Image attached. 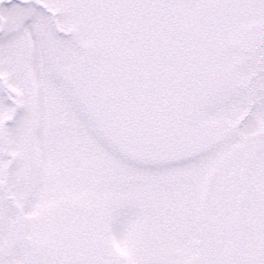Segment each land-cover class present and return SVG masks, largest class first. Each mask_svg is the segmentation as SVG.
<instances>
[{
    "label": "snow or ice",
    "instance_id": "obj_1",
    "mask_svg": "<svg viewBox=\"0 0 264 264\" xmlns=\"http://www.w3.org/2000/svg\"><path fill=\"white\" fill-rule=\"evenodd\" d=\"M0 264H264V0H0Z\"/></svg>",
    "mask_w": 264,
    "mask_h": 264
}]
</instances>
